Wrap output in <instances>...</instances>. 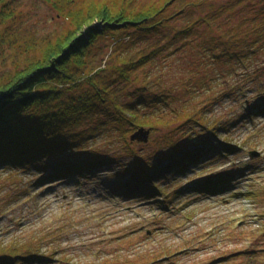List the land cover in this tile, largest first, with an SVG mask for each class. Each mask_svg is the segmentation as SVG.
Segmentation results:
<instances>
[{"label": "trees", "instance_id": "trees-1", "mask_svg": "<svg viewBox=\"0 0 264 264\" xmlns=\"http://www.w3.org/2000/svg\"><path fill=\"white\" fill-rule=\"evenodd\" d=\"M75 1L54 4L71 19L70 29L41 45L30 41L15 67L0 66V174L22 183L5 196L93 183L105 199L172 212L188 207L179 204L187 192L229 190L225 176H239L240 168L209 178H199L198 171L239 151L230 131L239 118L264 115V88L250 107L246 98L248 85L264 87V0H163L116 10L77 8ZM6 2L0 0L3 21L12 17ZM204 6L216 9L192 15ZM236 7L237 23L220 20ZM6 44L22 46L17 36L0 34V48ZM191 44L199 57L180 62L172 75L148 71L162 55ZM38 48L40 54L31 55ZM173 80L178 82L168 83ZM230 101L238 106L234 118L217 108L228 109ZM141 128L150 131L148 142L133 141ZM191 174L197 180L189 185ZM2 235L0 225V264L62 262L43 246L7 242Z\"/></svg>", "mask_w": 264, "mask_h": 264}, {"label": "rangeland", "instance_id": "rangeland-1", "mask_svg": "<svg viewBox=\"0 0 264 264\" xmlns=\"http://www.w3.org/2000/svg\"><path fill=\"white\" fill-rule=\"evenodd\" d=\"M9 1L12 17L5 21L0 4V34L17 36L22 46L19 49L6 44L0 48V66L3 64L2 68L7 69L25 58L21 50H25L24 45L30 41L41 45L71 28V19L64 14L61 16L55 8L54 4L60 0ZM227 1L217 0L216 4ZM156 2L163 3V0H76L74 7L87 8L92 4L116 10ZM211 11L210 6H204L192 15ZM233 11L220 15V20L231 17L230 22L237 23L241 19L239 7ZM198 40L201 37L193 40V44ZM185 49L162 55L148 71L156 74L162 69L172 75L180 62L186 63L191 55L199 57L192 44ZM38 54L39 48L31 51V55ZM248 86L252 89L246 93L248 101L255 99L259 87L264 88L257 83ZM251 103H247L249 107ZM238 104L240 106V102ZM236 107V102L230 101L228 109L217 108L219 112L231 113L234 118ZM242 120L239 118L230 129L232 139L240 146L239 151L222 162L197 170L202 173L199 178H209L224 169L222 174H229L234 167L240 168L243 172L239 171V176H225L230 191L224 188L220 193L207 196L187 192L179 204L188 207L180 210L176 206L172 212L146 203L139 205L137 201L105 199L97 193L93 183L57 184L37 194L45 186L36 189V194L32 191L29 196H16L17 199L14 196L10 200L5 195L13 196L16 190L8 191L9 187L14 183L19 187L22 183L2 179L4 172L0 174V201L6 197L9 204L0 224L2 238L7 242L17 239L32 246H43V251L62 260H55L54 264H67V259H71L72 264H264V115ZM251 151H259L261 155L251 157ZM190 176V181L185 180L189 185L197 180L196 174ZM188 212V218L184 217ZM55 249L59 252L54 253Z\"/></svg>", "mask_w": 264, "mask_h": 264}, {"label": "water", "instance_id": "water-1", "mask_svg": "<svg viewBox=\"0 0 264 264\" xmlns=\"http://www.w3.org/2000/svg\"><path fill=\"white\" fill-rule=\"evenodd\" d=\"M150 138V131L146 130L145 128L139 129L135 134L132 136L133 141H140V142H148ZM251 157H258L261 155L259 151H251Z\"/></svg>", "mask_w": 264, "mask_h": 264}]
</instances>
